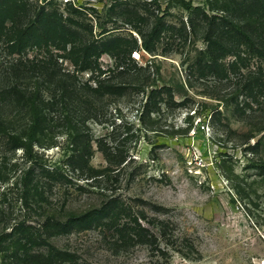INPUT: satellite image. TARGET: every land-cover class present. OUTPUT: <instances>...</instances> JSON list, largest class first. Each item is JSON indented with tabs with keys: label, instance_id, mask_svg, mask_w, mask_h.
<instances>
[{
	"label": "rangeland",
	"instance_id": "1",
	"mask_svg": "<svg viewBox=\"0 0 264 264\" xmlns=\"http://www.w3.org/2000/svg\"><path fill=\"white\" fill-rule=\"evenodd\" d=\"M24 1L30 14L21 15L17 24L10 23L14 17L9 13L1 12L5 6L0 8V90L15 81L31 91L35 88L36 77L13 79L14 64L36 65L49 52L64 56L46 41V12L55 9L68 16L65 2L78 7L81 14L71 16L82 27L92 26L94 36L98 24L105 23L108 30L114 28L110 37H127L129 27L119 15L122 8L150 10L175 28L186 24L181 0ZM48 1L51 4L46 8ZM183 1L205 7L207 0ZM9 3L18 5L17 1ZM29 3L35 9L43 7L45 22L39 25L40 31L28 30L18 50H12L9 46L34 18ZM76 29L85 34L88 28ZM186 30L190 32L188 26ZM132 35L136 37V33ZM200 38L197 32L185 43L175 39L169 45L161 44L156 55H132L138 66L151 65L149 71L116 77L114 83L130 87L122 94L103 96L97 103V121L87 123L93 147L90 166L100 173L94 182L84 180L67 165L70 130L60 120L45 136L24 141L25 148L15 152L9 151L0 136V161L7 164L0 179V235L21 222L38 230L45 220L64 223L71 217L99 213L108 216L104 225L126 223L132 227L130 219L136 218L154 238H146V242L133 239L123 248L118 247L120 240L113 228L104 225L74 228L68 233L46 229V253L49 246L65 253L70 261L63 264H264V89L255 86L248 97L240 89L243 79L239 74L220 79L195 71L204 48ZM233 59L227 56L223 62L227 65ZM58 62L64 73L74 72L70 59ZM98 63L102 71L114 66L106 54ZM249 69L264 81V62L252 60ZM247 72L240 70L241 75ZM89 75V71L79 74V81L85 82ZM146 78L157 88H170L174 105L161 103L157 113L141 116L152 87L138 82L145 84ZM42 90L40 99L46 101V89ZM9 110L11 107H0V114L6 116ZM11 115L7 120H14L16 126L11 130L20 134L29 117L16 109ZM98 141L112 153L126 154L125 163L109 166ZM46 171H56L68 181H49ZM27 172L39 181L42 198L34 196L25 206L23 179ZM112 206L126 213L118 215L114 225L110 222L114 211H101ZM127 215L129 218L124 217ZM0 264H5L2 252Z\"/></svg>",
	"mask_w": 264,
	"mask_h": 264
},
{
	"label": "trees",
	"instance_id": "2",
	"mask_svg": "<svg viewBox=\"0 0 264 264\" xmlns=\"http://www.w3.org/2000/svg\"><path fill=\"white\" fill-rule=\"evenodd\" d=\"M9 1L1 0L0 8L5 6L1 12L9 13L12 18L14 17L10 21L11 24H17L21 15L30 14L27 1L12 0L18 2L16 7ZM49 3L50 1L46 3V8L51 4ZM180 3L186 13V24L183 23L179 28L168 25L161 16L153 15L150 10L143 12L133 7L122 8L119 15H123L129 27L127 37L124 38L110 37L114 28L108 30L105 23L98 24V33H95L94 36L92 26L82 27L71 16L81 14L78 7H74L71 2L64 4L70 13L68 16L64 17L55 9L46 12V41H50V45L56 51H62L64 56L49 52L44 62L36 65L32 62L25 64L19 62L14 64L13 68L11 67L14 80L32 76L36 77L38 82L32 91L29 86L17 83V81L9 85L7 89L0 90V107L3 109L11 107V110L8 111L10 117L15 109L16 112H24L29 117V123L25 125L24 131L18 134L16 133L17 129L11 130L16 127L14 120H7L8 115L0 114V136L6 140L9 151L15 152L18 149H24V141L29 142L37 137L45 136V133L56 125V120L57 124L64 122L70 130L71 155L67 160V165L77 171L78 175L83 176L84 180L94 182L100 173L90 166L93 147L87 123L88 121H97L99 115L97 103L106 94H122L130 87L124 83H114L116 77L138 76L141 72L149 71L151 65L138 66L136 64L132 58L134 53L145 52L153 56L156 55L161 44L169 45V42H174L175 39H178V43L182 44L197 32L201 33L200 39L204 48L198 54L194 66L195 71L201 75L212 74L220 79H226L230 73L239 74L243 79V83L239 85L240 89L248 97L255 86L261 87L263 91V79L261 76L256 78L255 71H251L249 67L252 60L257 59L264 62V0H207L205 7L192 6L183 0ZM29 5L33 8L31 14L34 18L27 23L18 39L9 46L12 50H18L21 39L25 33L29 32L28 30L40 31L39 25L45 22L43 7H38L40 10L37 11L35 6L30 3ZM149 15H152L154 19ZM186 26L190 32L186 30ZM76 28L88 29L83 34ZM133 33H136V37L132 35ZM28 43H30L29 38ZM33 45L37 46L35 43ZM105 54L113 59L114 66L102 71L98 60ZM227 56L234 59L225 65L223 61ZM60 58L70 59L74 72L64 73V69L58 62ZM241 69L248 72L241 75ZM85 71H89L90 75L82 83L79 81V74ZM105 74L109 76L101 79V76ZM145 82L143 84L141 81L138 84L142 87L149 85L152 89L146 96L141 116L157 113L161 103H165L167 107L174 105L170 88L167 86L157 88L154 82L148 81L147 78ZM42 89H46L48 97L46 101L40 99ZM8 125H10V130ZM97 143L109 166L119 167L125 163L126 154L119 150L112 153L110 149L104 148L100 141ZM6 165L5 161H0V179H3L2 177L5 175ZM46 173L49 181L54 179L68 181L59 173L56 174V171H46ZM30 174L27 172L23 179L25 206H28L27 201L34 196L42 198V194L39 192V181L32 178ZM112 203L114 204V201H111ZM101 211L107 214L114 211L113 220H110V222L113 221V225L118 215L126 214L124 209L121 210L119 206H112L108 210ZM107 217L99 213H86L82 216L71 217L64 223L54 222L52 219L47 222L45 220L38 230L21 222L9 233L0 235V252L4 253L5 264H63V262L70 261L65 253L56 250L53 246H49L46 253V240L43 237L46 235V229L68 233L70 229L74 228L86 229L93 225L103 226ZM124 217L129 218L128 215ZM130 223H133L132 227L126 223L120 226L118 223H115L114 226L104 225L112 227L115 234L118 235L117 238L120 240V244L117 243L118 247L127 248L133 239L146 242L148 241L146 238H154L153 235H149L147 229L138 224L136 218H131ZM52 225L55 229L52 228Z\"/></svg>",
	"mask_w": 264,
	"mask_h": 264
}]
</instances>
